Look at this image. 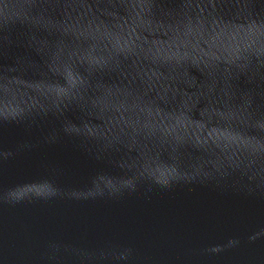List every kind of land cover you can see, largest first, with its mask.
I'll use <instances>...</instances> for the list:
<instances>
[{"label":"water","instance_id":"1","mask_svg":"<svg viewBox=\"0 0 264 264\" xmlns=\"http://www.w3.org/2000/svg\"><path fill=\"white\" fill-rule=\"evenodd\" d=\"M0 264H264V0H0Z\"/></svg>","mask_w":264,"mask_h":264}]
</instances>
